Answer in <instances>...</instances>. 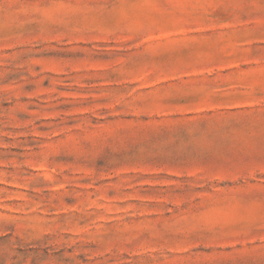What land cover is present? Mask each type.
<instances>
[{"label": "rangeland", "instance_id": "obj_1", "mask_svg": "<svg viewBox=\"0 0 264 264\" xmlns=\"http://www.w3.org/2000/svg\"><path fill=\"white\" fill-rule=\"evenodd\" d=\"M0 264H264V0H0Z\"/></svg>", "mask_w": 264, "mask_h": 264}]
</instances>
